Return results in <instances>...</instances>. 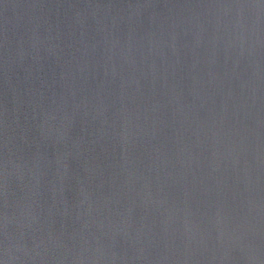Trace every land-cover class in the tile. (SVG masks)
<instances>
[{
    "label": "water",
    "instance_id": "obj_1",
    "mask_svg": "<svg viewBox=\"0 0 264 264\" xmlns=\"http://www.w3.org/2000/svg\"><path fill=\"white\" fill-rule=\"evenodd\" d=\"M0 264H264V0H0Z\"/></svg>",
    "mask_w": 264,
    "mask_h": 264
}]
</instances>
